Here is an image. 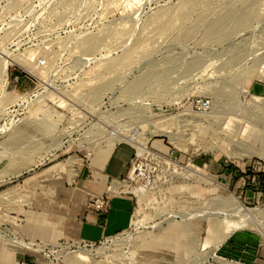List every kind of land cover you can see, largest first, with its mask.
Returning a JSON list of instances; mask_svg holds the SVG:
<instances>
[{
  "label": "rangeland",
  "instance_id": "obj_1",
  "mask_svg": "<svg viewBox=\"0 0 264 264\" xmlns=\"http://www.w3.org/2000/svg\"><path fill=\"white\" fill-rule=\"evenodd\" d=\"M200 101L207 107L197 109ZM263 129L264 0H0V194L10 196L7 203L48 166L119 145L132 150L123 178L135 199L132 222L85 250L95 261L264 257V201L243 205L237 196L260 187L264 195L256 170L264 163ZM232 196L250 213L242 214L244 227L223 234L220 221L236 216ZM228 243L240 255L224 251ZM26 252L70 264L78 249Z\"/></svg>",
  "mask_w": 264,
  "mask_h": 264
},
{
  "label": "crops",
  "instance_id": "obj_2",
  "mask_svg": "<svg viewBox=\"0 0 264 264\" xmlns=\"http://www.w3.org/2000/svg\"><path fill=\"white\" fill-rule=\"evenodd\" d=\"M131 158V148L119 145L95 152L90 159L75 156L39 170L26 179L23 189L14 192L10 204L6 201L10 196L0 194V227L20 241L35 242L42 247L83 242L97 244L121 235L132 222L133 195H110L105 212L97 211L93 201L106 198L109 186L125 187L123 178ZM237 196L243 205H250V198L264 201L262 187L254 191L241 190ZM235 248L238 250L236 245L228 243L224 251L233 252ZM238 251L240 255L241 250ZM241 262L264 264V257L243 258ZM17 263L49 264L0 239V264Z\"/></svg>",
  "mask_w": 264,
  "mask_h": 264
},
{
  "label": "bare ground",
  "instance_id": "obj_3",
  "mask_svg": "<svg viewBox=\"0 0 264 264\" xmlns=\"http://www.w3.org/2000/svg\"><path fill=\"white\" fill-rule=\"evenodd\" d=\"M37 131V130H36ZM131 144V143H130ZM134 144V143H133ZM132 144V145H133ZM135 146V145H134ZM137 153L138 155L142 154L141 152L144 151V147H139L137 146ZM137 171L136 168L133 167V169H131L129 171V174H128V177H131V178H134L135 175L137 174ZM142 190L141 189H135L133 190V192L135 193H140ZM231 204V207L232 209H234V213H236L235 215L236 216H233L231 218H227V217H224L221 221H220V224L222 225V228H223V234H226V233H229L228 231H231V230H237V229H241L242 227H244V220L241 218L242 217V214L245 216H249V213H250V210L246 209L238 200L236 197L232 196V200L230 202ZM231 209V210H232ZM257 210V209H256ZM259 210V209H258ZM233 211V210H232ZM231 211V212H232ZM255 211V210H254ZM260 211V210H259ZM256 212V211H255ZM258 212V211H257ZM202 214V213H201ZM238 214V215H237ZM259 214V212L257 213ZM260 214L263 215V212L261 211ZM212 215V214H211ZM228 216V215H227ZM264 216V215H263ZM208 233H213L215 230H214V226H213V223L212 224H209V227H208ZM198 243V241L196 242ZM207 243H205L203 245V248L206 246ZM27 246V245H25ZM29 248H31L33 251H39V249L37 248H32L30 246H27ZM78 249V248H77ZM144 257H146L145 255H143ZM114 259V258H112ZM109 260V259H108ZM106 260V261H95L93 260L89 255H88V252L85 251V250H81V249H78V253L73 255V256H70L69 257V262L70 264H110L109 261ZM114 264V263H113Z\"/></svg>",
  "mask_w": 264,
  "mask_h": 264
},
{
  "label": "built area",
  "instance_id": "obj_4",
  "mask_svg": "<svg viewBox=\"0 0 264 264\" xmlns=\"http://www.w3.org/2000/svg\"><path fill=\"white\" fill-rule=\"evenodd\" d=\"M196 107L197 109H204L207 107V105L205 103H203L202 101L196 103ZM263 134H264V129H263ZM256 170L258 173H261L264 175V163L258 161L257 166H256ZM106 198H99V199H95L93 201L94 207L97 211L99 212H105L106 208H107V201L109 196L111 195H123V194H131L130 191H128L127 187H122L120 189H114L112 186L107 187L106 189ZM132 195V194H131ZM0 239L4 240V241H9L11 243H13L14 245H16L17 247L23 249V250H30L31 248L28 249L27 246H30L32 248H38L41 249V245L35 242H30V241H20L16 238H14L13 236H11L10 234H8L6 232V230L4 229V227H0ZM107 241L103 240L97 244H90V243H80L77 245L78 249H84L86 250L87 248H93L96 247L98 245H101L103 242ZM27 245V246H25ZM36 252V251H35ZM17 264H24V263H17Z\"/></svg>",
  "mask_w": 264,
  "mask_h": 264
}]
</instances>
